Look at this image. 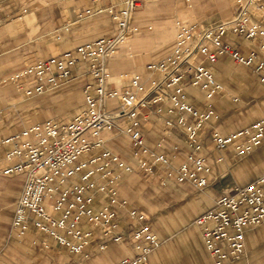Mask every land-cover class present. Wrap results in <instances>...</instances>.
Masks as SVG:
<instances>
[{
  "label": "crops",
  "instance_id": "crops-1",
  "mask_svg": "<svg viewBox=\"0 0 264 264\" xmlns=\"http://www.w3.org/2000/svg\"><path fill=\"white\" fill-rule=\"evenodd\" d=\"M107 5L108 1H100L95 6L92 0H0V102L10 105L18 98H30L9 79L12 73L37 60L74 49L78 44L115 35L118 31L116 21L108 13L101 11L78 17L83 8L97 9ZM234 9L233 0H141L130 20L131 25L137 26V31L127 32V38L119 42L114 53L105 60L109 71L107 88L127 89L128 78L133 74H139L142 81L148 83L156 74L152 75L147 65L164 58L171 50L177 20L201 26L216 24L229 20ZM227 39L243 54L257 49L255 42L242 37L227 33ZM209 67L215 80L223 86L221 91L206 99L203 90L190 85L185 87L189 104L199 111L209 107L213 110V115L199 131L201 148L198 154L205 157V165L209 167V172L204 174L207 179L204 186L195 187L189 181L179 182L176 178L175 172L191 154V147L178 127L165 125V119L176 121L177 118V114L167 112L168 103H162L159 112L142 110L138 115L143 142L149 150L144 154L120 130L124 120L118 119L116 123L120 128L102 132L101 137L104 147L119 154L133 167L130 172L114 169L121 171L118 197L127 201L125 207L113 206L117 216L115 232L127 235L125 239L116 242L110 238L106 247L100 250L101 237L95 231L83 252L75 253L32 224L24 235H18L11 228V222L25 176L23 173L0 174V264H118L133 254L129 231L139 223L129 219L131 208L146 215V223L159 242L149 254L150 264H212L201 228L194 224V219L211 209L223 193L264 173V143L246 156L237 157L232 145L217 148L210 132L215 130L226 137L259 119L264 113V82L260 81L255 64H238L228 54L219 56ZM73 80L81 83L82 100L79 103L60 114L51 112L49 117L21 127L7 130L0 125V140L48 119L69 122L82 108L83 89L93 82V78L81 64L75 69ZM6 86L9 88L4 89ZM59 86L48 87L44 93L35 96L54 100L59 94L55 93ZM102 107L113 112L118 103L109 98ZM9 148L5 145L0 149V161ZM151 153L166 155L169 169L161 162L153 163ZM140 159L151 164L150 173L146 174L138 166ZM75 183H80L79 174L68 177L64 186ZM60 191L61 186L44 200V206L55 217H60L66 208V203L59 210L52 207ZM107 202V197L95 193L93 205L97 209ZM82 226H88L84 218ZM252 230L249 228L245 232V255L226 264L259 263L264 251L255 248L261 243L262 236L252 235ZM43 242L48 246L44 247Z\"/></svg>",
  "mask_w": 264,
  "mask_h": 264
},
{
  "label": "built area",
  "instance_id": "built-area-1",
  "mask_svg": "<svg viewBox=\"0 0 264 264\" xmlns=\"http://www.w3.org/2000/svg\"><path fill=\"white\" fill-rule=\"evenodd\" d=\"M100 1H108V5L97 9L83 8L78 17L101 11L108 13L116 21L118 31L115 35L78 44L74 49L37 60L9 76L17 89L32 97L44 93L48 87L69 81L74 77L75 69L84 64L93 82L83 89L80 111L69 122L48 119L0 140V149L10 146L0 161V174L23 173L25 176L11 228L18 235H24L32 224L75 253L83 252L95 231L101 237L100 250L106 247L110 238L120 242L127 236L115 232L117 216L113 206L125 207L127 201L118 197L121 171L114 169L130 172L133 167L103 146L102 132L119 127L116 121L122 119L124 125L119 127L120 130L129 136L140 153H147L138 115L142 110L159 112L161 104L168 103L167 112L177 114V118L176 121L165 119V125L178 127L191 147V154L175 172L176 178L179 182L189 181L195 187H201L207 183L204 174L209 172V167L205 165V157L198 154L201 148L199 131L213 115V110L209 107L199 111L189 104L186 85L203 90L206 99L221 91L223 86L215 80L209 65L223 54H228L238 64H255L254 69L264 82V0H233L234 13L227 21L201 26L177 20L171 50L164 58L147 65L152 75L156 74L148 83L142 81L139 74H133L128 78L127 89H108L109 71L105 60L114 53L117 44L127 38V32L137 31V26L131 25L130 20L141 0H92L95 6ZM227 33L255 42L257 49L248 54L241 53L227 39ZM109 98L117 101L116 111L109 112L102 107ZM190 118L194 120L190 121ZM210 138L217 148L232 145L237 157L246 156L264 143V113L250 125L226 137L212 130ZM80 156L83 157L79 159ZM151 157L153 163L161 162L169 169L166 155L151 153ZM138 166L146 174L151 172V164L146 160L140 159ZM77 174L80 183L65 187V180ZM59 186L62 191L52 207L59 210L66 203V208L60 217H55L44 206V200ZM95 193L108 198V202L98 209L93 205ZM128 217L139 223L129 231L133 254L118 264H150L149 254L159 244L157 237L146 223L144 213L131 208ZM83 218L88 223L85 228ZM262 223L264 173L223 193L211 209L194 219V224L201 228L212 264L241 259L246 251V230ZM43 246L48 244L43 242Z\"/></svg>",
  "mask_w": 264,
  "mask_h": 264
},
{
  "label": "rangeland",
  "instance_id": "rangeland-1",
  "mask_svg": "<svg viewBox=\"0 0 264 264\" xmlns=\"http://www.w3.org/2000/svg\"><path fill=\"white\" fill-rule=\"evenodd\" d=\"M73 79L74 77L58 87L59 90H56L55 93L59 94L55 96L56 98H54V100L43 99L42 96H33L28 99L18 98L10 105L1 101L0 110L2 111V114L0 116V125L4 129L9 130L14 127H21L22 125L40 121L41 119L43 120L49 117L51 112L60 114L65 109L74 107L79 103L80 99L82 100V93L80 92L81 83L76 82ZM66 85V89L62 88ZM6 88H9V86L4 87V89ZM61 88L64 89V91H62ZM53 102L55 103L53 104ZM82 157L83 156H80L79 159ZM252 229H254L251 231L252 235L256 234L260 237L262 236L261 243L255 248L262 252L264 251V223L252 227ZM260 258L258 264H264V253Z\"/></svg>",
  "mask_w": 264,
  "mask_h": 264
}]
</instances>
